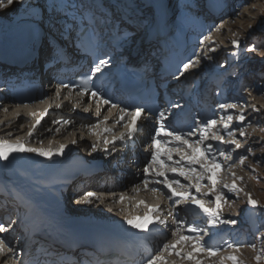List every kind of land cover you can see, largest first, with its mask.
I'll return each instance as SVG.
<instances>
[{
  "label": "snow or ice",
  "instance_id": "1",
  "mask_svg": "<svg viewBox=\"0 0 264 264\" xmlns=\"http://www.w3.org/2000/svg\"><path fill=\"white\" fill-rule=\"evenodd\" d=\"M22 2V0H19ZM14 0H7L5 4L4 0H0V10L5 7L13 5ZM255 9L256 4L251 5L244 4L243 0H239L236 4V8H243L244 11H247L248 8ZM236 16H240L241 12L236 11ZM234 23L235 21H231ZM223 27V24L217 26L215 31L219 32ZM251 28V25H249ZM235 35V34H234ZM205 40H210L211 36L204 38ZM204 41L202 40L201 43ZM231 45L239 49L240 40L234 38L230 41ZM257 47L252 45L247 48V51L252 52L256 51ZM209 52H215V48H209ZM56 56H60L62 53L54 50ZM204 58L212 59L208 53H204ZM233 55H238L233 53ZM110 63V60H100L98 64H95L91 69V75L85 76L80 80V84L76 87L80 88L79 95L81 99L87 96L88 103L91 104L93 101L96 104L95 116L100 117L102 115L101 106L108 105L109 112L111 109L117 110L116 118L113 120L115 125L121 126L124 131L120 132L118 135L113 134L111 139L105 138L104 143V154L107 157L111 153L116 151V142L119 141L122 144L125 142V138L132 140L134 135L140 131L137 121L142 118L146 119L147 114L144 108L136 107L134 110H129L127 107H121L119 104L114 103L110 98H105L99 89H95L93 85L92 88H89V82L92 80L93 76L101 71L102 66ZM201 63L200 54H196L194 58L189 59L186 63H183L182 68L178 69L180 75L182 76L184 72L190 68H194ZM71 86L69 84L61 83L55 91V96L60 97L61 88H67L71 91ZM67 99V97H65ZM45 101H41L44 103ZM26 107V105H25ZM57 108L63 107L62 104H57ZM76 105H73L75 109ZM218 107L224 110V115L221 116L222 121V130L218 127L220 121L216 119L209 118L206 121H199L198 128L190 127L188 131L177 130L170 128L164 111H160L156 114V125L154 128V134L151 136V144L147 145L144 149L145 153H150V158L146 157V163L143 168V179L140 181V184L133 185L132 191L139 193L140 191L151 192L153 196L164 197L168 201H171L173 205H177L184 201H191L192 205L200 210V212L207 217V222L210 227L215 226L216 223L222 224H235L237 221L232 219H223L221 217V201L227 202V193L236 192L239 193L242 189L237 188L235 183H222L221 187L217 189L216 185L219 181L213 179V175L216 169L228 167V161L233 158V154L236 153L237 149L242 147L241 143L236 138V131L238 129L239 135L245 137L248 133L245 131L247 127L251 126V122L247 120L245 115L246 104L240 101H233L230 103H220ZM252 111L259 113L260 109L255 105H252ZM239 109V112H233L231 110ZM4 112H7L8 109L4 108ZM85 112H88L89 109L85 107ZM49 114V110L46 108L42 113L39 114L35 123L31 125L27 135L32 137L35 130L38 126L41 125V121L46 115ZM33 115H36L33 113ZM17 116L19 113L17 112ZM109 115H104L103 119H97L94 124L89 126L90 132L93 135H99L93 129H99L101 124H106L109 121ZM233 121L235 125L233 126ZM54 124L63 123L65 125L71 123V121L64 120H55ZM57 132L60 131L59 128L56 129ZM261 131H264V128H261ZM102 133H111V128H103ZM223 133V134H222ZM225 135L230 137V139H225ZM195 138L194 137H197ZM212 140L217 142V145L212 143H205L206 140ZM72 144H76L77 141L73 139ZM228 145L234 147H229L227 149H221L218 145ZM65 145L61 144L58 149L53 151L52 149L45 150L44 148L39 147H25L24 142L21 139H17L14 143H9L8 141L0 138V160H8L10 155L13 153H35L40 157L51 159L53 156L63 155L65 151ZM165 147L168 149V152L161 153L160 148ZM97 151V145L93 144L91 146V153ZM173 152H175L179 159H173ZM219 153V156H223L224 160L221 161L216 153ZM248 153H252L253 149L249 147L247 149ZM247 156L244 154H239V164L243 165ZM135 163V161H134ZM199 165V169H197ZM209 165H211L209 167ZM255 169H253L254 171ZM171 174V175H169ZM235 177V173L232 174ZM184 177L189 181L188 185H184L178 179V177ZM235 179L240 180L241 177H235ZM207 180L209 185V192L204 193V199L198 198L196 195H193L191 191H177V188H195L196 193H200L202 187V181ZM194 181V183H193ZM143 188H141V186ZM162 186V187H161ZM226 190V191H225ZM113 195H115L113 193ZM125 193H120L119 201L123 202L125 200ZM209 195L214 196L213 199H207ZM247 196V203L252 207L258 205V201L254 200L249 193H245ZM102 194L95 192H87L83 196V201L86 203H91L93 198L100 200ZM206 203L210 206H206ZM143 205L147 211L143 216H134L126 217L125 223L130 226L132 229H136L141 232L150 231L149 225H166L167 221L164 218H161L160 215L156 213L162 212V209L159 204L155 206H149L143 200L137 201V206ZM172 216L173 223L176 227L172 230V236L175 238L170 242L163 243L162 247L158 250L157 254L150 256L146 259L145 264H178V261H188L191 264H242V261L238 258L236 253L240 251L241 247L245 245L236 243L228 244L229 248H233V254L226 256H219L220 248L209 246L201 236L203 229L196 228L192 225H187V233H184L185 224L183 221L178 219L177 215H173L172 212L168 213ZM154 217V218H153ZM8 228L4 224H0V233H4ZM194 234V235H192ZM227 243V242H226ZM177 245H180V248L177 249ZM255 249L254 244L248 245ZM19 253L17 250L8 243L5 239L0 237V257L6 258L5 264H7V259L18 256ZM168 256H174L176 259L169 261ZM203 257V258H198ZM264 259V249H262L255 257L257 264H260V261Z\"/></svg>",
  "mask_w": 264,
  "mask_h": 264
},
{
  "label": "rangeland",
  "instance_id": "2",
  "mask_svg": "<svg viewBox=\"0 0 264 264\" xmlns=\"http://www.w3.org/2000/svg\"><path fill=\"white\" fill-rule=\"evenodd\" d=\"M243 2L246 5H251L255 3L256 8L252 9L249 7L247 11H244L243 8L237 9L235 7L234 11L229 16H227V18L223 19V21L220 22L219 25L223 24V27L220 29V31L219 32L215 31V28L211 31L210 33L211 39L209 40V44L206 46V48L204 46L205 48L204 53H208V55L211 56L212 59H206L204 58V55H202L201 63L198 66L194 67L193 68L194 70L201 71V69L203 68L202 66H206V64L208 63L214 62V63L219 64L222 62L221 59L229 60L231 58L238 60L239 63H243L244 60L247 61V60L253 59L255 60L256 63L264 65V0H243ZM236 11H240L241 15L236 16L235 15ZM15 12H18V9L13 10V16L17 14ZM233 20L235 21L234 23L231 22ZM6 25H7L6 23L3 24L2 22H0L1 27H4ZM249 25H251V28H249ZM234 38H237L240 40L239 49L234 48L230 43V41ZM252 45H255L257 47V50L252 51V52L247 51V48ZM209 48H215L216 51L209 52L208 51ZM237 52H238V55H233V53H237ZM249 80L250 81H248L247 84L250 85V87L251 86L258 87L259 90L252 92V89L248 87V90L246 89L244 91V93L246 94L243 97L235 95L238 100H240L241 102L247 105L246 109L249 110L248 112H250L246 115L247 119L251 118L250 119L251 126L245 129L248 135L245 137L237 138V140L242 145V147L238 149V151L242 150V152L239 151L238 153L244 154L245 156H247V159L245 160L243 165H240L239 164V154H238V156L234 158L235 162L231 164L233 166H228L229 172H227L226 171L227 169L225 170V168L216 169L215 175L217 176L215 178H216V181L221 180L222 182H226L225 180L226 178H227V182H229L230 180H232L233 183L235 184L240 182L241 184L240 188H242V194L240 195L244 196L243 194L250 193L254 200L264 205V131H261V128H264V78H259L256 80L249 79ZM231 87L232 89L238 88L239 82H232ZM252 105H255L257 108H259L260 112L255 113L252 110H250L252 109L251 107ZM4 108H7L8 111L4 112L3 111ZM34 108L36 107L27 106L25 108V106L23 107L19 105L11 106V104H7L6 106H0V127L3 126L2 124H4L7 119L17 117V112L19 113V115H23L27 109L29 112H32ZM236 110L239 111L238 108ZM27 123L28 121H24V125L25 124L27 125ZM234 124H235V121H233V125ZM48 125H49V122L46 121L42 129H44ZM55 126H61V123L55 124ZM19 128H21V125H19ZM63 128L62 127L59 128L60 130L63 131L61 135L52 137L53 139L49 140V145L51 146V148L45 147L44 148L45 150L52 149L53 151H55L56 149L59 148L61 144H64L65 146L68 145L70 147V144L72 141L71 138H82V137L85 138L88 136L86 132H83L81 130L82 128L77 129L75 127H72V128H68L66 131H64ZM56 129L57 128L53 129V131H56ZM53 131L52 133L57 132V131L56 132H53ZM26 132L21 135L15 136L16 138L14 139H8V142L16 141L18 139L17 137H19L24 142V144L27 145V147H30V146L39 147L38 145L41 144V140L34 139L35 141H27L24 138L26 136ZM236 133L239 134L238 129ZM69 147H65V149H68ZM249 147L253 149V152L251 154L247 152V149ZM27 155L28 153L24 152L22 161L24 162L29 161ZM233 155H237V151ZM49 161L50 159L42 157L41 159L38 160V166L36 167L33 166L34 168H32L31 171L29 172L30 174H29V177L27 176L26 181H16L15 183L17 185L20 184L22 186L28 185V183L36 184V181L34 178L35 173L38 172L44 166H47L49 164ZM51 162H53V158L51 159ZM3 169L9 170L10 168L3 166L0 160V172H2ZM253 169L255 170L253 171ZM231 173H235L236 177H241L242 179L236 180L235 177L229 178L228 176H230ZM184 185H186V183ZM200 192L201 193L209 192V186L204 181H202V187L200 189ZM77 193L80 194L79 191ZM47 195L50 196V194H47ZM105 195L107 196L108 194H104L101 197L102 200H104ZM82 198H80L81 200H79L80 203L78 207L79 209L78 213L81 215V218L84 217L86 219L88 216L93 215V216L99 217L100 219V217L103 216L104 213L109 215L111 218H117L118 215L123 213L122 207L120 205H117V203L112 202L111 200L106 201L104 203H100V202H95V201H98V199L96 200L95 198H93L92 201L94 202V204H91V203L84 202ZM140 200H143L146 204L153 203V201L146 200L143 198H141ZM245 204H246V201L240 198L238 200L228 202V204H226L224 211L228 214L236 215V211H239L241 208H243ZM206 206H209V205H207L206 203ZM72 209H77V208H72ZM138 211L139 209H137L136 212ZM79 214H77V216ZM156 215H160V214L157 213ZM231 215L230 216L222 215V216L223 217L226 216V219H231L233 218L231 217ZM234 220H237V219H234ZM225 225H228V224H225ZM228 226H230V224ZM246 228L248 229L244 230L245 232L244 231H242L241 233L239 232L240 233L239 236H232V237L226 236V237L228 238L229 242L231 241L230 244L240 243V244L245 245L244 247L240 248V251L238 253H236L238 258L242 261V264H257L255 257L262 249H264V213L257 212L255 215H253L252 222L248 226H246ZM186 230H187V227L184 228V233L189 234L185 232ZM218 235L222 236V234H218ZM173 239L175 238L171 234L165 239L164 243L170 242ZM250 244H254L256 246L255 249H253L252 247H249L248 245ZM179 248H180V245H177V249ZM233 251H234L233 248H229L225 246V247L220 248V252L218 255L226 256L229 254H233ZM157 252L155 253V255L157 254ZM198 258H203V257H198ZM168 259L169 261H172L173 259H176V258L174 256H168ZM0 264H5V262H2ZM7 264H14L13 258H8ZM178 264H191V262L178 261ZM209 264H211V262H209ZM226 264H228V262H226ZM260 264H264V259L260 261Z\"/></svg>",
  "mask_w": 264,
  "mask_h": 264
},
{
  "label": "bare ground",
  "instance_id": "3",
  "mask_svg": "<svg viewBox=\"0 0 264 264\" xmlns=\"http://www.w3.org/2000/svg\"><path fill=\"white\" fill-rule=\"evenodd\" d=\"M185 1H188V0H185ZM4 2L6 4L7 0H4ZM25 2H26V0H22V2H19L18 0L17 1L15 0L13 5L8 6L4 10L0 11V18H5L6 15H8V16L13 15V10L14 9H18ZM213 3L216 4L217 6L219 5V1L218 0H214ZM18 30H19V28H18ZM1 31H10V32H12L14 34H17V23H14V22L12 24L11 23H7V25L4 26V27L0 26V32ZM11 106H12V104H11ZM29 118H30V116L28 115L27 112H25L23 115H19V116L15 117V118L13 117V118L7 119L5 121V123L2 124L3 126L0 127V138L8 141V139H14V138H16L15 136L25 133L26 132V124L24 125V121H27V119H29ZM72 124H73L72 122L69 123V128L72 126ZM19 125H21V128H19ZM67 129H68V126H67ZM62 132L63 131L60 130L59 132L52 133L51 128H48V127H45L44 129L40 128L36 132V134H33V136L30 139L27 138L26 140L27 141H35L36 139H40L41 140V144L38 145L39 148H45V147L51 148V146L49 145V140L53 139L52 137H56L58 135H61ZM236 137H238V135H236ZM17 138H19V137H17ZM19 139H21V138H19ZM85 144H86L85 142H82V143H80V146H84ZM70 152H71L70 147L68 149H65L64 154L62 156H59V157L55 156L53 158V162H57V164H58V162L61 161L62 158H64L65 156L69 155ZM23 154L24 153H13V154L10 155L9 159L6 160V162L4 160H1V163L3 164V166L11 169V168H13L15 166H18L22 162ZM27 157H28L29 161L34 164V167L38 166V160L42 158V157L38 156L35 153H28ZM18 176H19V174H18ZM225 180H226V183H230V184L233 183L232 180H230L229 182H227V179H225ZM44 184H46V182L42 183L41 185H44ZM31 190H32V188L28 186L27 189L25 190V192L31 194V192H29ZM41 193H42L41 196H43V199H44L45 202L52 203L51 194H50V192L48 190L41 189ZM47 194H50V196L47 195ZM77 195H78V193H77ZM21 198H23V197H21ZM77 201H78V199H77ZM75 203L77 204L78 202H75ZM76 204H73L71 208H77L78 205L76 206ZM81 219H84V218H81ZM118 229L121 230V228H118ZM7 242L9 243L10 241L7 240ZM5 259L6 258L0 257V263L5 262Z\"/></svg>",
  "mask_w": 264,
  "mask_h": 264
}]
</instances>
